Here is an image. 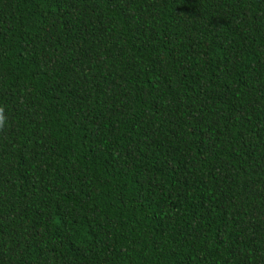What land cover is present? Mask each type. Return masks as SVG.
Masks as SVG:
<instances>
[{"label": "trees", "instance_id": "1", "mask_svg": "<svg viewBox=\"0 0 264 264\" xmlns=\"http://www.w3.org/2000/svg\"><path fill=\"white\" fill-rule=\"evenodd\" d=\"M0 264H264V0H0Z\"/></svg>", "mask_w": 264, "mask_h": 264}, {"label": "clouds", "instance_id": "2", "mask_svg": "<svg viewBox=\"0 0 264 264\" xmlns=\"http://www.w3.org/2000/svg\"><path fill=\"white\" fill-rule=\"evenodd\" d=\"M7 123V117L5 116L4 107H0V131H2Z\"/></svg>", "mask_w": 264, "mask_h": 264}]
</instances>
